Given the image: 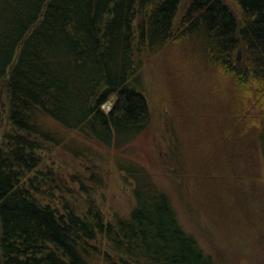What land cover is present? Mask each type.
<instances>
[{
  "label": "trees",
  "instance_id": "obj_1",
  "mask_svg": "<svg viewBox=\"0 0 264 264\" xmlns=\"http://www.w3.org/2000/svg\"><path fill=\"white\" fill-rule=\"evenodd\" d=\"M173 46L228 86L264 168V0H0V264H221L137 167L133 207L109 216L98 169L70 185L53 161L64 145L87 158L67 133L105 148L141 133L143 59Z\"/></svg>",
  "mask_w": 264,
  "mask_h": 264
},
{
  "label": "rangeland",
  "instance_id": "obj_2",
  "mask_svg": "<svg viewBox=\"0 0 264 264\" xmlns=\"http://www.w3.org/2000/svg\"><path fill=\"white\" fill-rule=\"evenodd\" d=\"M200 58L189 46H173L143 59L146 127L113 148L67 133V141L85 146L87 158L76 161L64 145L53 155L57 176L71 185L73 173L83 178L91 172L86 166L98 169L103 183L95 200L109 216L123 215L134 205L123 177L137 167L168 193L180 225L216 261L264 264L262 159L250 134L237 132L226 112L228 86Z\"/></svg>",
  "mask_w": 264,
  "mask_h": 264
}]
</instances>
